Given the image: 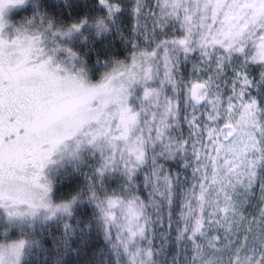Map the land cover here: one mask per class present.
<instances>
[{
	"label": "snow or ice",
	"instance_id": "snow-or-ice-1",
	"mask_svg": "<svg viewBox=\"0 0 264 264\" xmlns=\"http://www.w3.org/2000/svg\"><path fill=\"white\" fill-rule=\"evenodd\" d=\"M0 264H264V0H0Z\"/></svg>",
	"mask_w": 264,
	"mask_h": 264
}]
</instances>
